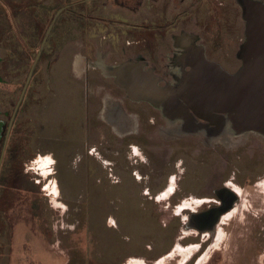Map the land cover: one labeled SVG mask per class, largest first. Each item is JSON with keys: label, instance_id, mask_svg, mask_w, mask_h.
Wrapping results in <instances>:
<instances>
[{"label": "rangeland", "instance_id": "1", "mask_svg": "<svg viewBox=\"0 0 264 264\" xmlns=\"http://www.w3.org/2000/svg\"><path fill=\"white\" fill-rule=\"evenodd\" d=\"M76 1L0 0V56L6 74L0 83L1 111L12 109L26 80L34 56H25V51L35 54L39 48L38 38L34 36L31 43H25V38L34 34V27L44 32L60 5ZM117 1L127 7L135 5L134 0H85L67 6L49 40L47 57L37 64L35 78L26 90L29 102L2 160L0 180L14 181L16 189L8 190L6 197L12 201L13 218L20 220L13 238L8 234L0 238L6 245L0 247V264H183L192 252L188 243L200 240L191 235L182 238L181 221L172 216L173 204L168 207L149 199L162 189L167 176L175 174L178 186L171 202L190 193L209 194L224 181L247 184L264 179V137L256 132L233 151L229 150L234 148L232 141L222 146L233 133L228 125L209 144L201 136L168 141L156 134L163 120L147 105L130 102L126 108L141 117L139 136L122 140L104 124L95 87L104 86L115 97L122 92L99 70L80 69L78 62L95 60L94 54L100 51L110 54L105 61L112 64L143 54L163 74L164 58L171 49L168 38L151 42L144 50L147 54L136 44L126 45L124 40L131 42L136 34L124 27L121 31L118 19L135 25L143 14L121 8ZM192 17L197 22L202 19L201 13L194 12ZM204 39L210 57L226 67L225 53L229 59L237 56L244 43L214 45L211 34ZM84 85L90 87L89 93ZM149 115L156 117L154 127L147 124ZM128 143L141 148L144 160L131 156ZM44 157L52 159L51 166L55 161L49 174L38 168V158ZM178 160L184 165L174 169ZM53 185L57 195L46 188ZM173 186L171 179L161 196ZM248 190L257 215L228 221L205 264L264 262V196L257 186ZM208 243L186 264H199L205 256L206 261Z\"/></svg>", "mask_w": 264, "mask_h": 264}, {"label": "flooded vegetation", "instance_id": "2", "mask_svg": "<svg viewBox=\"0 0 264 264\" xmlns=\"http://www.w3.org/2000/svg\"><path fill=\"white\" fill-rule=\"evenodd\" d=\"M82 1L85 0L60 5L53 13L44 32L41 31V27H34L36 28L34 34L29 39L25 38V43H31L34 36L38 38L39 48L35 54L27 53V50L25 51V56H29V58L34 56L33 59L31 58L26 80L19 96L13 102L12 109L9 112L8 110H0V171L9 137L16 124L19 123L18 118L23 111L24 105L29 102L26 98L27 87L35 78L37 64L42 62L44 57L46 58L48 55L49 40L52 37L58 19L67 6ZM247 1L134 0V7H127L126 3L117 1V6L121 8L126 6L132 12L136 10L138 13L140 12V15L141 13L143 14L142 20L135 25L127 23L123 17L118 19L121 31L124 27L127 31L131 29L132 33L136 34V37L131 42L123 38L126 45L136 44L144 51L150 47L151 42L154 45L156 39L164 40L168 38L171 49L164 58L165 70L163 74L157 73L155 65H149V60L143 54L112 64L105 61L110 54L100 51L94 54L95 60L88 61L82 58L78 62L80 69H85L86 71L89 70L88 68L99 70L102 76L111 80L115 89L122 92L121 96L115 97L104 86L95 87L97 89L94 91L95 97L101 98L99 99L102 106L100 119L104 124L109 125V128L114 131L113 133L122 140L136 138L141 134V117L137 112H129L125 103L145 104L156 114L158 119L163 120L162 125L156 126V134L160 139L171 141L172 139L181 137L201 136L204 138L205 143L209 144V140L216 137L220 129L212 123V120L218 119L216 121H220L225 114L214 112L213 115L217 116L215 118L212 117V120L203 119L195 115L191 109L190 102L186 98V86L189 85V74L194 67L203 64L208 65V63H213L229 75L235 74L240 70L242 61L238 56L239 54L236 56L235 53L229 59V54L225 53V60L229 62L228 64L232 68L226 67L219 59L210 57L204 37L206 34H211L214 45H221L225 41L240 45L245 37L243 11L246 8ZM252 1L264 3V0ZM194 12L196 15L198 13L202 15V19L199 22L193 19L192 15ZM146 13H152V16H146ZM55 15L56 17L41 47L45 34ZM111 23H114L113 18ZM178 25H180V29L176 31L175 29ZM102 38L106 39V37ZM18 49L14 48V51L18 50L22 53V49ZM145 53L147 54V52ZM4 63V58L0 56V83L5 82L3 81L6 77V74L3 73ZM48 67L49 63H47L46 68L47 76ZM31 69L32 72L28 79ZM89 88V86L84 85L86 93H89ZM4 118H7V120ZM147 124L154 127L157 124L156 117L149 115L147 117ZM235 126L236 132L233 131L230 136L226 137L229 141L222 145L224 147V145H228L232 141L231 145L234 148L229 149L232 151L238 146L243 145L248 136L252 134V132L248 131L242 132L245 130L244 128L238 125ZM262 134L264 135V133ZM127 151H130L131 156L135 157V159L139 161L144 160L143 152L138 145L128 143ZM105 164L107 165V163ZM173 164L175 169L183 166L184 162L183 160H178L176 164L175 162ZM54 166L55 161L51 167L53 168ZM175 177V174L168 175L162 189L154 193L153 196H149V199H153L156 203L168 205V207L173 204L172 216L179 218L181 221L180 233L182 238L191 235L198 237L200 240L188 243L192 252H190V255L187 254L186 262L184 261L183 264L191 261L190 259L206 241H209V246H207L205 251H208L207 254L210 257L209 250L212 249V244L216 246L215 243L219 244L223 238V226L228 221H240L244 220L248 215L251 217L257 215L253 213V203L255 201L250 196L249 186L250 188L257 186L261 196H264V179L258 182H249L250 180H248L249 183L247 184L224 181L221 185L213 187L209 194L197 195L190 193L180 197L177 201L171 202L178 189ZM171 179L174 183L172 190L166 196H161L168 188ZM10 189H16L14 181L0 180V238L6 234L13 238L12 234L18 224V220H20L16 217L13 218V214L10 212L12 201L6 197ZM261 202L264 207V198ZM177 209L180 210L177 211ZM20 223H23L25 226L28 225L23 220ZM0 247H6V245H2L0 241ZM8 247L11 248L13 246L8 244ZM209 257L205 262H203L205 258L203 257L199 264L207 263ZM261 263L264 264L263 260Z\"/></svg>", "mask_w": 264, "mask_h": 264}, {"label": "water", "instance_id": "3", "mask_svg": "<svg viewBox=\"0 0 264 264\" xmlns=\"http://www.w3.org/2000/svg\"><path fill=\"white\" fill-rule=\"evenodd\" d=\"M243 19L245 39L238 55L242 60L240 70L229 75L213 63L194 67L186 98L200 118L212 120L217 116L214 112L225 114L220 121L212 120L216 127L228 125L236 132L238 125L245 129L242 132H256L264 137V3L248 0ZM31 72L32 69L28 79Z\"/></svg>", "mask_w": 264, "mask_h": 264}, {"label": "bare ground", "instance_id": "4", "mask_svg": "<svg viewBox=\"0 0 264 264\" xmlns=\"http://www.w3.org/2000/svg\"><path fill=\"white\" fill-rule=\"evenodd\" d=\"M264 133V132H261ZM38 162V168L41 170L42 174H49L52 170L50 169L51 163H52V159L49 157H44V158H38L37 160ZM47 190L51 193H53L54 195H57V188L55 185H53V187L51 188L50 186L46 187ZM53 195V196H54Z\"/></svg>", "mask_w": 264, "mask_h": 264}, {"label": "crops", "instance_id": "5", "mask_svg": "<svg viewBox=\"0 0 264 264\" xmlns=\"http://www.w3.org/2000/svg\"><path fill=\"white\" fill-rule=\"evenodd\" d=\"M208 257H209V256H208ZM208 257H207V258H208ZM205 258H206V256H205ZM205 258H204V261H205ZM206 260H207V259H206ZM204 261H203V262H204Z\"/></svg>", "mask_w": 264, "mask_h": 264}]
</instances>
